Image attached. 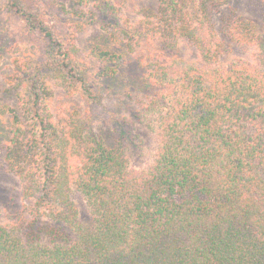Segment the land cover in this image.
Masks as SVG:
<instances>
[{"label": "trees", "instance_id": "16d2710c", "mask_svg": "<svg viewBox=\"0 0 264 264\" xmlns=\"http://www.w3.org/2000/svg\"><path fill=\"white\" fill-rule=\"evenodd\" d=\"M71 1L92 6L90 20L102 24L91 54L105 87H94L78 59L76 32L60 39L38 4L7 3L43 35L47 60L18 66L8 124L0 111V144L26 202L17 219L0 223V264H264L263 30L241 16H223L218 29L225 0H159L139 27L123 21L114 0ZM221 31L253 58L222 59ZM157 39L163 51L187 40L197 61H143L140 78L122 74L129 54ZM52 80L92 106L104 90L117 92L114 84L132 98L134 85L144 96L135 117L153 136L149 162L134 168L125 139L90 113L58 117Z\"/></svg>", "mask_w": 264, "mask_h": 264}, {"label": "rangeland", "instance_id": "374dc122", "mask_svg": "<svg viewBox=\"0 0 264 264\" xmlns=\"http://www.w3.org/2000/svg\"><path fill=\"white\" fill-rule=\"evenodd\" d=\"M31 4H38L43 9V20L60 39H66L71 32H76V47L78 59L88 70L89 79L96 89L107 85L99 82L102 64L91 54V46L103 34L102 24L92 22L87 13L94 10L92 6L78 7L71 0H25ZM116 5L123 9V21H129L139 27L146 17H152L158 11L159 0H114ZM8 0H0V111L4 123L8 124L10 113L7 108H16L15 94L11 91V83L15 79L18 66L44 62L47 60V42L38 31H30L23 20L8 11ZM78 12V14L76 13ZM85 15L81 18L82 14ZM242 17L258 24L264 33V1L263 0H225L215 21L218 29L221 28V19ZM221 40L228 46L229 51L222 59L249 60L255 55L254 49L245 48L234 41L231 42L224 31L220 33ZM181 61L194 63L198 59V52L187 40H181L176 47L164 49L160 40L144 41L135 52L129 54L127 63L122 68V74L128 79L140 78L143 74V61L172 62ZM54 89L53 111L59 117L75 113H90L95 125L112 134L114 139L124 138L131 155L132 166L140 169L150 160L153 150V136L148 130L145 121L136 119L139 104L143 101L142 92H138L131 85L132 98L124 95L121 85H112V92L104 90L103 101L99 105H89L78 92H69L59 82L52 80ZM110 85V84H109ZM108 85V86H109ZM105 87V86H104ZM125 132V133H123ZM4 143L0 144V223L9 224L11 219H17L24 209L26 202L22 198L21 182L12 173L6 163ZM82 220L89 218V209L83 196L74 191L72 194Z\"/></svg>", "mask_w": 264, "mask_h": 264}]
</instances>
